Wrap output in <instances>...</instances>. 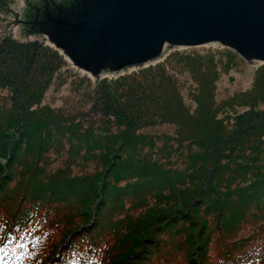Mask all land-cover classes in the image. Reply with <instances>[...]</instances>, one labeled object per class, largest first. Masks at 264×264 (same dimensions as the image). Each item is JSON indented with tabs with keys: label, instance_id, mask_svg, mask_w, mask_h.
Returning <instances> with one entry per match:
<instances>
[{
	"label": "trees",
	"instance_id": "obj_1",
	"mask_svg": "<svg viewBox=\"0 0 264 264\" xmlns=\"http://www.w3.org/2000/svg\"><path fill=\"white\" fill-rule=\"evenodd\" d=\"M174 56L198 74L194 111L171 66L159 60L116 79L98 80L89 96L101 119L96 132L92 126L82 130L83 112L70 114L43 104L54 82H65L60 73L66 54L48 40L2 38L0 86L11 95L10 104L0 103V254L12 257L13 249L7 250L40 219V212L49 220L57 209L60 216L49 224L64 221V231L49 244L40 264H67L69 249L86 244L93 251L103 240L108 242L105 264H161L156 259L161 253L170 256L169 250L183 252L189 264H263L262 244H249L255 232L234 240L217 259L209 253L216 231L222 230L224 243L249 217L264 213V66L251 88L217 104V71L211 66L202 71L203 64L195 66L193 56L174 51L169 58ZM235 107L244 110L233 118L229 112ZM224 112L227 118L220 116ZM161 124L174 125L176 131L160 135L164 142L157 146L156 137L141 130ZM68 142L75 153L101 148L104 169L92 175L49 174L41 156L52 144ZM147 146L161 155H177L189 169L165 167L170 161L141 155ZM15 178L14 188L10 182ZM150 190L165 196L162 203L171 196L178 199L174 206L151 208L145 218L120 219L128 201L140 207ZM106 233L114 235L112 243L105 241ZM7 241L9 248L4 247Z\"/></svg>",
	"mask_w": 264,
	"mask_h": 264
},
{
	"label": "rangeland",
	"instance_id": "obj_2",
	"mask_svg": "<svg viewBox=\"0 0 264 264\" xmlns=\"http://www.w3.org/2000/svg\"><path fill=\"white\" fill-rule=\"evenodd\" d=\"M47 1L50 2L51 0H0V41L3 37L8 36L16 38L20 41L34 39L49 41L45 34L37 33L34 29L35 26H33L37 11L46 8ZM53 1L57 4L64 5V1L66 4H69L68 0ZM16 20H18L17 23ZM31 26H33L32 29ZM164 51L162 55L155 60L148 61L140 66H129L116 71L104 70L101 72L99 77H96L89 71L76 66L67 56L68 59L63 65L60 73V77L63 78L65 82H54V84L46 91L43 104H48L56 109L61 108L64 112L70 114L83 112V117L81 118L82 130L92 126L95 128V131L98 132L97 122L101 119L98 114L94 112V101L89 96L92 94L94 95L98 80L105 76H109L110 78L114 77L116 79L120 75L131 73L144 66H149L152 63L154 65L159 60L166 61L167 67L169 65L171 66V68L169 67L170 71L173 77L178 81V86L183 94L186 104L192 111H194L197 107V101L193 95L195 91L200 90L199 80L197 78L198 74L193 72L195 67H190L184 62V60L177 58L176 56L172 59L169 58V55L174 51L193 56L194 60H192V63L195 66H200V63L204 65H201L199 68L202 71L209 66L213 68L212 70L217 71L216 74L213 75V77L216 78L214 91L217 104H222V102H226V100L234 94L251 88L259 68L264 66V61L246 60L237 51L235 52L228 46L219 42H210L195 46H176L166 44ZM211 62H214V64L212 65ZM10 95L11 93L6 88L0 86V103L8 102V104H10ZM243 107H235L234 109H231L229 112L230 115L234 118V116L239 113L237 111L244 110ZM226 115V112L220 114L221 117L225 116L227 118L228 115ZM233 118H230L232 123H234ZM115 129L116 126H112V130ZM141 131L155 136L157 146H161L163 145L164 139L160 135H173L176 131V127L170 124H161L158 126L143 128ZM63 140L66 141L65 138ZM99 143L100 141H98L96 145ZM65 145V147H61L60 145L53 146L52 144L50 146L51 149L41 156L40 164H42L44 169H46L49 174L55 172L56 170H64L65 173L71 172L73 175H92L104 169V159L101 156L102 149L98 146L90 152H87L88 149L84 147L79 152L75 153L69 142ZM31 152L35 154L34 156L37 155V149ZM73 154L76 155L73 156ZM141 155L170 161V164L166 162L163 164L165 167H171L176 170L189 169L186 166L187 164L183 162L182 159L177 158V155L168 156L165 152L161 155L157 152V150H153L148 146L141 150ZM126 157H129V155H126ZM106 166L107 165H105V167ZM17 180L18 178L12 180V182H10V186L15 188ZM125 183L126 181H122V184ZM145 194V198L139 201V204L141 205L140 207H137L135 204L130 203L131 201H128L119 213L120 219L126 217L127 215L134 217L143 216V218H145L147 211L150 210L153 212L151 208L156 206H164L165 208H168V206H174L176 203L175 200L178 199L176 198L177 196H171L169 199H165V202L162 203L161 198H164L165 196H156L154 194V190ZM43 211L44 210L40 212V219H37L25 228L21 236L18 237L20 239L18 243L7 250L9 252L13 249V256H5V252L0 254V256L4 255L3 264H40L49 251V244L60 239L64 231V221H60V224L58 225L55 221L54 223L56 226L49 224L58 214L57 209L51 210L54 212L49 214V220L45 217ZM202 213H204L203 209ZM260 215L257 218H255L257 214L249 217V219L238 230H236L235 233L225 239L224 243L221 235L222 230L221 232L216 231L215 238L213 242L210 243L211 250L209 258L217 259L219 254H224L225 248L232 247L231 243L234 240L247 236L253 232H255L256 235L252 236L253 239L249 244L261 243V249L263 250L264 213H261ZM59 216L60 215L58 214L57 218ZM212 216L214 215H209V218L211 219ZM118 217V214H115V218ZM49 225L52 228L49 227ZM113 237L114 235L112 233H106L105 241L112 243ZM10 246L11 241H7V244L4 245L5 248H9ZM107 246L108 242L104 243L103 240V242L93 251H87L86 244H82V246L78 244L76 245L77 248H71L66 252L64 260L68 261L67 264H105L106 258L103 257V255ZM169 254L171 255L168 257L164 256L163 253L159 254L156 261L161 264H189L187 257L183 252H172V250H169L167 251V255Z\"/></svg>",
	"mask_w": 264,
	"mask_h": 264
},
{
	"label": "water",
	"instance_id": "obj_3",
	"mask_svg": "<svg viewBox=\"0 0 264 264\" xmlns=\"http://www.w3.org/2000/svg\"><path fill=\"white\" fill-rule=\"evenodd\" d=\"M68 1H47L33 26L96 77L155 60L166 44L219 42L264 61V0Z\"/></svg>",
	"mask_w": 264,
	"mask_h": 264
},
{
	"label": "flooded vegetation",
	"instance_id": "obj_4",
	"mask_svg": "<svg viewBox=\"0 0 264 264\" xmlns=\"http://www.w3.org/2000/svg\"><path fill=\"white\" fill-rule=\"evenodd\" d=\"M38 12H39V13H38ZM37 13L40 14V13H42V11H41V10H40V11H37ZM37 13H36V15H37ZM36 15H35V16H36ZM34 29H35V31H36L37 33H40V32L37 31V29H36V25H35ZM35 35H36V34H35Z\"/></svg>",
	"mask_w": 264,
	"mask_h": 264
},
{
	"label": "snow or ice",
	"instance_id": "obj_5",
	"mask_svg": "<svg viewBox=\"0 0 264 264\" xmlns=\"http://www.w3.org/2000/svg\"><path fill=\"white\" fill-rule=\"evenodd\" d=\"M0 260H3V257L2 256H0Z\"/></svg>",
	"mask_w": 264,
	"mask_h": 264
}]
</instances>
